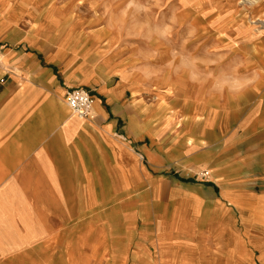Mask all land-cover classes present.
<instances>
[{"label":"crops","instance_id":"0c3cea01","mask_svg":"<svg viewBox=\"0 0 264 264\" xmlns=\"http://www.w3.org/2000/svg\"><path fill=\"white\" fill-rule=\"evenodd\" d=\"M180 3L213 35L174 68L0 0V264L264 261V0Z\"/></svg>","mask_w":264,"mask_h":264},{"label":"rangeland","instance_id":"374dc122","mask_svg":"<svg viewBox=\"0 0 264 264\" xmlns=\"http://www.w3.org/2000/svg\"><path fill=\"white\" fill-rule=\"evenodd\" d=\"M186 1L190 0H44V3L61 8L68 18L87 30L116 35L119 47L134 52L144 66L151 61L157 66L179 68L184 65L181 50L196 51L203 36L204 44L211 45L213 35L206 15H201L205 20L201 25L194 24L197 9L183 7L180 2ZM234 216L239 227V213L235 211ZM253 250L255 263L264 264L258 258V249Z\"/></svg>","mask_w":264,"mask_h":264},{"label":"built area","instance_id":"2783aa9c","mask_svg":"<svg viewBox=\"0 0 264 264\" xmlns=\"http://www.w3.org/2000/svg\"><path fill=\"white\" fill-rule=\"evenodd\" d=\"M2 57L0 54V67ZM92 96L90 93L82 88H72L66 92L65 102L75 115L79 117H86L91 112ZM205 175V173H203Z\"/></svg>","mask_w":264,"mask_h":264}]
</instances>
